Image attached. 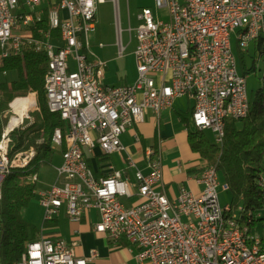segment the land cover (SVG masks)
<instances>
[{
  "label": "built area",
  "instance_id": "obj_1",
  "mask_svg": "<svg viewBox=\"0 0 264 264\" xmlns=\"http://www.w3.org/2000/svg\"><path fill=\"white\" fill-rule=\"evenodd\" d=\"M103 1L0 0V61L27 50L45 53L48 107L66 123V130L57 128L52 138L62 155L56 181L39 192L44 220L64 210L70 220L81 222L94 209L99 216L94 230L111 241L126 238L135 244L138 264H264V223H259L264 205L256 211L222 206L219 189L229 191V186L220 182L214 165L195 177L200 194L183 187L170 197L163 188L161 142L144 149L148 172L122 142L123 134L147 121L149 111L159 130L162 111L192 97L193 126L212 131L222 145L226 121L245 118L251 107L232 41L242 38L240 51H252L254 59V64L245 62L247 68L256 71L264 59V0H156L167 19L142 8L134 50L137 77L121 85L104 83L107 62L89 45L97 3ZM125 50L119 42V57ZM35 108L36 101L24 114L9 111L0 139V174L29 164L34 151L11 158L9 144L11 132L24 118L33 119ZM133 139L135 144L142 140L137 131ZM115 153L125 168L110 160ZM97 156L106 159V175L96 176L89 165ZM27 178L36 182L38 173ZM257 182L264 191V173ZM45 228L28 242L18 264H93L98 258L96 250L77 255L79 239L67 242Z\"/></svg>",
  "mask_w": 264,
  "mask_h": 264
},
{
  "label": "trees",
  "instance_id": "obj_2",
  "mask_svg": "<svg viewBox=\"0 0 264 264\" xmlns=\"http://www.w3.org/2000/svg\"><path fill=\"white\" fill-rule=\"evenodd\" d=\"M46 27V26H45ZM241 54V70L244 74L254 71L247 68L245 54ZM49 59L45 53L27 50L20 56H11L0 61V72L16 71L17 79L0 84V139L6 125L10 103L17 97L34 93L39 105L37 120L11 132L9 154L35 149L37 156L25 168H15L6 176L0 200V264H18L26 252L29 241L36 239L39 230L31 226L23 216L36 193V183L28 176L38 173L42 165L51 164L57 152L52 138L57 128L66 130V123L60 114L52 112L47 103L45 79ZM251 107L245 118L228 119L222 145L211 141L205 131L191 128L188 116L182 118L188 129V144L198 154L202 166L190 173L201 172L214 165L220 178L229 186L232 210L243 206L256 211L264 205V191L258 184V177L264 173V89L259 88L251 96ZM146 148V147H145ZM105 158L89 160L96 176H99L100 162ZM106 175V174H103ZM45 225H51L46 222Z\"/></svg>",
  "mask_w": 264,
  "mask_h": 264
},
{
  "label": "crops",
  "instance_id": "obj_3",
  "mask_svg": "<svg viewBox=\"0 0 264 264\" xmlns=\"http://www.w3.org/2000/svg\"><path fill=\"white\" fill-rule=\"evenodd\" d=\"M98 57L101 58L100 56ZM106 62L107 71L104 83L121 85L134 81L135 76L128 80L121 77L118 82H111L109 78L111 73L108 65L109 61ZM193 105L194 99L192 97L177 99L173 108L162 111L159 118V130L155 122V117L149 111L145 123L136 126L134 130L132 129L131 132L128 131L122 136V142H124V136L129 133L132 139L134 131H137L141 135L142 140L140 144L134 143L138 151L136 154L132 153V155L144 172L149 171L144 158L145 147L161 142L164 165L163 188L170 197L178 196L183 187L192 190L196 194H200L202 190V186L195 179L196 175L200 172L190 173L191 170H196L202 166V160L198 154L193 153L190 149L188 144V129L182 119L188 116L191 120ZM100 164V175L106 174L107 172H102V168L106 164V159L101 161ZM62 212H64L63 217L56 216L54 220L49 221L51 225H44L46 227V234L54 235L69 242L79 239V244L75 247L77 255L86 256L92 250L98 252V258L93 264H138L135 256L138 248L135 244H132L126 238L111 241L104 234L94 230V225L99 219L96 210L88 211L81 222L70 220L66 211L63 210ZM144 264L150 263L145 262Z\"/></svg>",
  "mask_w": 264,
  "mask_h": 264
},
{
  "label": "rangeland",
  "instance_id": "obj_4",
  "mask_svg": "<svg viewBox=\"0 0 264 264\" xmlns=\"http://www.w3.org/2000/svg\"><path fill=\"white\" fill-rule=\"evenodd\" d=\"M149 7L151 8L156 15L162 19H167V11L165 8L158 9L156 0H104L103 2L97 3V13L95 21V30L89 35V45L91 51L103 58L106 61H109L108 65L110 68V81L118 82L122 77L123 79H132L134 80L137 77V63L134 55V50L137 45L136 38V28L140 24L138 20V15L141 12L142 8ZM129 28L132 29V32L129 31ZM119 42H122L126 46L125 55L122 58L118 57L119 51ZM100 44L104 46L101 47ZM232 45L236 56L239 60L241 66V54L239 48V42L237 38H233ZM250 53H246L245 61L247 64H254L253 56ZM264 65V60L260 59L258 62V67L256 71H252L249 74H246L247 77V86L250 96L256 94L257 90L262 87L261 76L262 68ZM241 69V68H240ZM3 81H12L17 79L16 71H10L1 74ZM33 94V93H28ZM27 96V95H26ZM36 108L31 112L32 118H26L24 122V127L30 125V123L37 120V112L39 111V105L35 95ZM11 111V109H10ZM12 112L8 113L6 125L11 117ZM31 123V124H32ZM4 126V129L6 127ZM191 128H194L193 123L191 122ZM3 129V131H4ZM129 130V132H131ZM207 137L214 141V134L212 131H205ZM123 144L131 153L136 154L138 148L135 146L134 141L129 134L124 136ZM57 152L54 155L53 162L51 164L42 165L38 172V181H36V193L30 203L23 209V216L25 220L33 227L40 230L45 225V212L41 206L39 200V192L48 189L51 187L57 178V167L62 163V155L60 150L57 148ZM114 162L117 169H123L126 167V164L123 162L120 154L115 153L111 156L110 160ZM28 168H25L27 170ZM220 182L223 183V180L220 178ZM219 199L222 206L231 202L232 195L230 191H223L219 189ZM61 210L57 216L60 218L64 216V212ZM40 233L36 236L38 238ZM67 241V240H65ZM69 242V241H67Z\"/></svg>",
  "mask_w": 264,
  "mask_h": 264
},
{
  "label": "bare ground",
  "instance_id": "obj_5",
  "mask_svg": "<svg viewBox=\"0 0 264 264\" xmlns=\"http://www.w3.org/2000/svg\"><path fill=\"white\" fill-rule=\"evenodd\" d=\"M69 2H78V0H69ZM237 40L239 42V46H242V38H237ZM262 72H264V65H263V68H262ZM261 83H262V87L261 88L264 89V81L261 80ZM33 106H35V98H34L33 94H30V95H28L26 97H23L21 99H14L10 103L11 111H19L21 114L25 113V109L27 107H33ZM25 119L26 118H24L23 121L20 123L19 128L25 126L24 125ZM15 120H16V118L14 119V121ZM30 151H34V153L32 154V157H31L29 163L37 156V152H36L35 149H31ZM28 165L29 164H16V168H25ZM10 171L11 170H6L2 174H0V200H1V197H2V188H3L4 180H5L6 176L10 173ZM259 223H264V216H259Z\"/></svg>",
  "mask_w": 264,
  "mask_h": 264
}]
</instances>
